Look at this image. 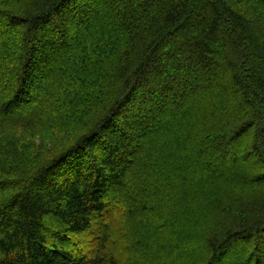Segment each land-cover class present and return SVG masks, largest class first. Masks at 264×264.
<instances>
[{
	"label": "trees",
	"instance_id": "1",
	"mask_svg": "<svg viewBox=\"0 0 264 264\" xmlns=\"http://www.w3.org/2000/svg\"><path fill=\"white\" fill-rule=\"evenodd\" d=\"M0 264H264V0H0Z\"/></svg>",
	"mask_w": 264,
	"mask_h": 264
}]
</instances>
